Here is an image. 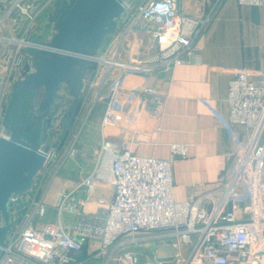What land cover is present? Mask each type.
<instances>
[{
    "label": "built area",
    "instance_id": "1",
    "mask_svg": "<svg viewBox=\"0 0 264 264\" xmlns=\"http://www.w3.org/2000/svg\"><path fill=\"white\" fill-rule=\"evenodd\" d=\"M236 1L264 7V0ZM35 4L36 0H8L0 18L1 84L33 72L26 46L32 44V36L48 40L55 32L53 27L43 37L39 29L34 31ZM207 21L208 17L182 13L178 0H147L128 13L102 51L90 57L79 98L90 110L105 103L94 166L75 188L60 189L54 222L36 223L37 216L47 213L41 197L45 175L36 185L9 196L8 217H1L6 232L0 264H81L84 260L76 253L88 241L97 242L105 253L102 264H264V83L246 70L233 73L225 125L236 143L235 166L221 184L186 200L174 197L173 167L177 159L188 157V144L171 143L168 158L143 157L113 143L105 133L108 127L141 131L140 115L160 128L163 95L148 83L128 87L126 80L130 75L148 79L157 70L171 73L176 65L196 57V40ZM143 37L148 39L146 46ZM238 126L248 131L247 141L239 138ZM12 134L13 126L0 122V138ZM40 149L48 171L67 158ZM74 151L71 144L66 152L69 156ZM96 182L113 185L112 199H91ZM81 187L87 193L77 197ZM91 202L94 209L88 208ZM68 215L72 222L66 223ZM153 238L173 241L178 252L142 262L130 246Z\"/></svg>",
    "mask_w": 264,
    "mask_h": 264
},
{
    "label": "crops",
    "instance_id": "2",
    "mask_svg": "<svg viewBox=\"0 0 264 264\" xmlns=\"http://www.w3.org/2000/svg\"><path fill=\"white\" fill-rule=\"evenodd\" d=\"M54 1L36 0L37 27L43 37L54 27L49 19ZM178 6L184 14L208 17L196 40L198 55L176 65L171 73L157 70L148 79L130 75L126 80L128 87L148 83L163 95L164 101L157 122L160 128L157 129L156 123L153 126L144 115H140L141 131L126 132L108 127L105 128V133L113 143L143 157L168 158L171 143L188 144V157L177 159L173 167L174 197L176 200H186L221 184L235 166L236 143L225 125L228 118V83L238 70H246L253 79L264 83V76L260 75L264 73V7L241 5L236 0H178ZM7 9L8 0H0V18ZM125 18L126 16L117 21L115 31L122 27ZM8 22L11 23L10 20ZM46 25L48 32L44 30ZM9 83H0V95L3 99L0 101V109L7 105L8 99L5 100L4 96H7ZM80 105L78 110L74 109V113L71 112L72 109L68 111L66 119L72 116L70 118L74 119H70V122L73 121V124L70 123L68 129L62 132L68 139L78 131L81 147L75 149L70 157L66 146L62 147L60 152L67 159L61 161L59 167L64 170L71 167L72 171L87 175L94 166L99 147L96 141L99 140L98 145L101 141V119L105 103H96L92 110L88 104ZM54 111L55 109L52 110V115ZM80 120L87 121V129L82 126L76 130ZM0 121L3 122V118ZM236 130L239 138L247 141L248 131L242 126H238ZM43 175L39 173V179H43ZM55 177L49 181L44 179L46 181L43 183L41 197L47 204V213L44 217H36L38 226L56 221L54 203L60 189H73L84 178L81 176L79 182L72 185L71 180L61 181V177ZM86 193V187H81L76 190L75 195L84 197ZM113 193V185L96 182L90 191V197L92 200L98 197L110 200ZM203 204L210 208L207 201ZM94 207V203H89V209ZM64 221L72 222V218L68 215L64 217ZM154 239L157 238L149 239L146 247L135 250L140 254L142 262L148 257L156 256ZM171 250L175 251L174 245H171ZM85 254H88L87 248L76 253L80 259H85ZM85 262L84 260L81 264H86Z\"/></svg>",
    "mask_w": 264,
    "mask_h": 264
},
{
    "label": "water",
    "instance_id": "3",
    "mask_svg": "<svg viewBox=\"0 0 264 264\" xmlns=\"http://www.w3.org/2000/svg\"><path fill=\"white\" fill-rule=\"evenodd\" d=\"M126 4V0H55L49 13L54 34L48 40L32 36V44L26 46L34 71L15 84L14 94L20 99L26 91L32 94L41 88L43 94L35 115L24 122L15 106L13 134L0 138V243L6 232L1 217H8L9 196L28 188L44 165L45 154L35 140L40 123L50 116L62 84L70 95L78 96L90 57L115 30Z\"/></svg>",
    "mask_w": 264,
    "mask_h": 264
},
{
    "label": "rangeland",
    "instance_id": "4",
    "mask_svg": "<svg viewBox=\"0 0 264 264\" xmlns=\"http://www.w3.org/2000/svg\"><path fill=\"white\" fill-rule=\"evenodd\" d=\"M145 1H147V0H126L127 8H126L125 12L123 13V15L119 19H117V21L120 19H123V17H125L128 13L135 11L137 6L140 3L145 2ZM52 28H51V30L53 31ZM34 31L37 32L38 27L35 28ZM114 33H115V30L113 32H111L109 35H107L103 46L100 48V52L106 46L108 39L110 37H112V35H114ZM143 39L145 41L144 46H146V40H148V39H146L144 37H143ZM18 81L19 80H17V78H16L14 81L12 80L9 83V88L7 89V93H6L7 96L6 97L4 96L5 100L8 99V102H6L7 105L5 104L0 109V119L3 118V122H8L7 125H9L10 127H12L14 124V108H15V106L16 105L19 106V109L17 112L19 113V115L21 116V118L24 122L28 117L35 115L36 110H37V106H38V104L41 100L42 94H43L42 88L34 91L32 94H29V92L26 91L27 93H26L25 97H22L19 99L17 97V95L14 94L15 84ZM68 89L69 88L66 84L61 85L59 91L56 93V101L54 102V104H53L54 106L52 107V110L55 109V111L53 112V115L51 112L50 116L46 120H44L40 123V126L38 128L39 129L38 134H37V137L35 139L36 143L43 150L50 151V152L54 153L55 155H56V153H59L61 148L64 146H66V150L68 149V147L71 144H73L74 149H78L81 147V139H80V136L78 134L79 133L78 131H76V133H74V135H73L74 137L70 136L68 139L65 136H63V132H62V131H66L68 129L67 127H68V125H70V123L73 124V121L70 122V119L71 120L74 119V118H70L72 116H70L68 119H66L68 111L70 109H72L71 112L74 113V111H75L74 109L76 108L78 110L81 101H83V100H81V98H79L80 92H79L77 97H75L73 95L66 96L65 92ZM78 99H80V100H78ZM0 101H3V99H1V95H0ZM23 106H25V107H23ZM83 112H85V110ZM72 113H71V115H72ZM0 122H2V121H0ZM32 123L33 122H31L29 124V126L27 127V129H26L27 133L30 130ZM86 123H87V121L80 120L77 123V129L76 130H79L80 127H82V126L85 129H87L88 124H86ZM84 142H86V141L84 140ZM98 143H99V140L96 141L97 147L99 146ZM86 144H89V143L87 142ZM70 156H72V155H69V157ZM51 161H52V158L50 159L49 163H47V167L51 164ZM59 165H60V163H53L51 165V168H50L51 171H48L46 168L44 169V166H43L37 172V174L34 176L29 187H31L32 185L34 186L38 183V181H39L38 173L39 172L45 175V178H47V181H49L52 177L54 179V177L56 176L57 178L61 177V181L65 180V179L71 180L72 185L77 184V182H79V180L81 179V176H84V178H85L90 173L89 172L87 175H83V174H81V172L76 173V172L72 171L71 167L69 168V170H67L68 168L67 169L65 168V170L60 169V167L58 168ZM57 168H58V171H56ZM56 177H55V179H56ZM45 181L46 180H44V182ZM153 241H155V243H154L155 248L154 249H157L155 254L158 257H165L166 258V257L173 256L174 254H176L178 252L177 246L174 245L173 241H169L168 239H161V238L154 239ZM148 242H149V240L133 243L130 246V248L134 251L136 249H142L143 247L147 246ZM83 245H84L83 249L87 248V252H88V254L83 255V256H86V258L83 259L86 261L85 263L86 264H102V262L104 260V256H105L104 254L105 253L103 252V250L102 251L99 250L98 243L95 241L94 242L88 241V242H85ZM171 245L172 246L174 245V249L177 252L171 250ZM83 249L81 251H83ZM107 251H108V249H107ZM150 258H153V257H150Z\"/></svg>",
    "mask_w": 264,
    "mask_h": 264
},
{
    "label": "trees",
    "instance_id": "5",
    "mask_svg": "<svg viewBox=\"0 0 264 264\" xmlns=\"http://www.w3.org/2000/svg\"><path fill=\"white\" fill-rule=\"evenodd\" d=\"M116 27V26H115ZM48 25H46L45 27H44V30L46 31V32H48ZM104 44V43H103ZM103 46V45H102ZM65 94H66V96H71L69 93H68V90H66V92H65ZM55 101H56V97H55ZM54 101V102H55ZM54 106V105H53ZM23 107H25V106H23ZM24 110V109H23ZM84 246V245H83ZM82 249H83V247H82Z\"/></svg>",
    "mask_w": 264,
    "mask_h": 264
},
{
    "label": "flooded vegetation",
    "instance_id": "6",
    "mask_svg": "<svg viewBox=\"0 0 264 264\" xmlns=\"http://www.w3.org/2000/svg\"><path fill=\"white\" fill-rule=\"evenodd\" d=\"M27 93V92H26ZM26 93H25V95H26Z\"/></svg>",
    "mask_w": 264,
    "mask_h": 264
}]
</instances>
